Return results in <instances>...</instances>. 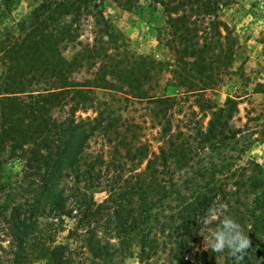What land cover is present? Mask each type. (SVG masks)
Listing matches in <instances>:
<instances>
[{"label":"trees","instance_id":"obj_1","mask_svg":"<svg viewBox=\"0 0 264 264\" xmlns=\"http://www.w3.org/2000/svg\"><path fill=\"white\" fill-rule=\"evenodd\" d=\"M6 1L0 0V9ZM153 1L166 16L165 45L175 57L177 87L196 99L201 113L210 115L206 130L197 121L199 126L186 133L173 131L179 99L156 94L155 81L164 72V63L114 47L103 38L92 44L80 41L82 22L89 17L112 39L104 0H42L20 36L0 39V203L6 198L25 200L14 203L10 213L0 206V225H8L16 241L34 231L29 249L48 264L73 262L66 246L51 247L54 235H46L44 224L32 225L36 214H48L56 221L52 224L56 230L59 221L76 219L71 234L81 232L89 251L104 262L112 261L115 250L97 238L100 228L114 236L127 254L139 248L141 263L162 244L169 251V264H210L224 252L228 263L264 264L258 258L264 254V168L253 162L239 172L228 162V175L215 159L227 162L240 134L232 125L239 112L237 100L229 97L218 106L206 99L229 72L238 44L230 26L218 19L223 0ZM114 2L131 11L139 0ZM70 45L78 50L68 58L65 51ZM79 74L89 77L80 81ZM97 90L118 93L126 102L152 104L150 117L160 128L158 151L131 133L132 125L108 104L98 103ZM97 107L95 118L78 117L79 112ZM96 139L107 144V161L89 152ZM13 160L23 162L22 174L5 182L2 169ZM185 169L192 176L178 187L175 176ZM102 188L108 197L100 204L92 202L94 194L88 192ZM172 195L183 212L175 211L177 205L168 209ZM31 210L35 216L26 217ZM216 212L220 214L214 220ZM175 217L181 226L174 239L164 228L171 230ZM226 217L253 240L249 255L244 253L250 248L242 258L231 256L227 249L215 252L209 245L207 250L196 248ZM161 234L167 235L165 241H160ZM26 249L14 264L28 259Z\"/></svg>","mask_w":264,"mask_h":264},{"label":"rangeland","instance_id":"obj_2","mask_svg":"<svg viewBox=\"0 0 264 264\" xmlns=\"http://www.w3.org/2000/svg\"><path fill=\"white\" fill-rule=\"evenodd\" d=\"M41 2L42 0H7L3 2L0 9V39L7 34L20 36L23 33V27L28 24L32 12ZM104 12L110 24L112 39H109L100 31V26L97 25L93 17H89L82 22L80 41L84 44H92L97 39L103 38L108 42L111 41L110 43L114 47L128 49L140 57L149 56L164 63L165 70L155 81L156 94L159 97L176 96L179 99V107L175 111L176 115L173 120V131L180 130L186 133L189 127L199 125L200 128L206 130L210 115L201 113L196 105V99L184 96V90L178 88L175 82L173 76L175 57L165 45L169 31L163 8L153 0H139L133 10L125 11L118 7L114 0H104ZM218 19L230 26L238 44L235 60L229 72L223 77L218 86L206 93V99L218 106H223L229 97L237 100L239 112L233 119L232 125L240 134L231 145L233 150L227 153V162H222V158L219 156H216L215 159L219 165L224 167L219 168L221 171H226L228 167H231L228 162L232 163L233 168L239 172H241L240 168L248 167L249 163L253 162L264 168V0H223ZM77 50V46L70 45L65 51V56L71 58ZM1 74L2 68L0 66V76ZM88 77L86 74L76 76L80 81ZM95 95L98 103L108 104L112 111L121 115L123 119L128 121L127 123L132 125L133 130L131 133L139 134L142 141H147L151 144L153 150L158 151L160 145L158 132L160 128L154 126L155 123L150 117L153 115L152 104L135 101L126 102L124 96L113 91L97 90ZM101 108L106 107L101 106ZM98 109L100 108L79 112L78 117L95 118L98 115ZM192 111H194V114ZM197 121H199V125L195 124ZM108 149L107 144L101 139H96L91 142L89 152L95 156H103L107 161ZM22 169V161H9L2 169L4 181H16L22 174ZM226 174H228V171H226ZM250 174L251 169L248 171V175ZM191 176L189 169L178 171L175 176V183L179 187L185 179ZM63 185L67 186L68 182L65 181ZM105 190L106 188L90 190L88 193L94 194L91 195L92 202L96 204L104 202L108 197ZM184 193L189 194L188 191ZM67 195H70L69 191ZM174 197L172 195L168 201V209L169 207H176L177 202L173 200ZM249 199L252 201L253 196L249 195ZM24 201V199L19 198L17 202H12L11 198H6L0 203V206L6 208L10 213L14 203L18 205V203ZM178 205L175 211L177 213L183 212V206L180 210ZM32 211L26 214V217H34ZM219 214L220 212H216L212 219H218ZM40 215H42L41 212ZM36 216L31 220L32 225L35 221L44 224L46 235L48 237L54 235L53 242L50 243L51 247L66 246L68 256L71 257L73 264H169V251L165 252L162 249V244H160L161 248L156 254L153 253L151 257L141 263L139 248L134 247L131 249L132 253L130 252L132 255L127 254L125 247H120L119 241L114 236L111 237L107 230L100 228L97 238L102 241L103 245L109 244L112 250L116 251H114L115 256L111 262H104L103 259L98 258L97 255L89 251L81 232L71 234L72 231H76V219L66 218L63 223L59 221V227L56 230L52 225L56 221L48 218V214L42 217ZM172 224L175 226L171 230L168 226L164 230L167 234L171 232L174 238L178 233L177 228L181 224L177 217L174 218ZM152 231L158 232L159 230L152 229ZM209 232L208 236L212 237L213 231L209 230ZM161 236L163 239L161 238L160 241L167 239V235L161 234ZM208 236L200 240L196 245L197 249L207 250L211 240ZM34 237L35 232L33 231L28 237L25 235L24 239L16 241L11 237L8 225H0V264H14L15 258L23 251L24 246L27 248L24 256L27 254L28 259L23 264H48L46 260L40 259L35 250L29 249L28 243L33 241ZM250 241V250L244 253L245 255H249L253 251V240L250 239ZM258 258L260 262L264 263V254H260ZM227 259L228 255L224 252L216 261L210 259V264H232L231 262L228 263Z\"/></svg>","mask_w":264,"mask_h":264},{"label":"clouds","instance_id":"obj_3","mask_svg":"<svg viewBox=\"0 0 264 264\" xmlns=\"http://www.w3.org/2000/svg\"><path fill=\"white\" fill-rule=\"evenodd\" d=\"M207 223V221H205ZM251 245V241L244 234L243 228L233 218L226 217L221 227L212 233L209 246L215 252L228 250L233 257L242 258L243 253Z\"/></svg>","mask_w":264,"mask_h":264}]
</instances>
